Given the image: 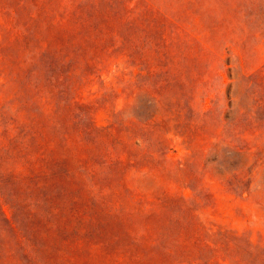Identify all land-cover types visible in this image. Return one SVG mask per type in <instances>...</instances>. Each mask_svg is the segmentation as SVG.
Listing matches in <instances>:
<instances>
[{
    "label": "rangeland",
    "instance_id": "1",
    "mask_svg": "<svg viewBox=\"0 0 264 264\" xmlns=\"http://www.w3.org/2000/svg\"><path fill=\"white\" fill-rule=\"evenodd\" d=\"M54 207L38 264H264V0H0L1 263Z\"/></svg>",
    "mask_w": 264,
    "mask_h": 264
},
{
    "label": "trees",
    "instance_id": "2",
    "mask_svg": "<svg viewBox=\"0 0 264 264\" xmlns=\"http://www.w3.org/2000/svg\"><path fill=\"white\" fill-rule=\"evenodd\" d=\"M65 14V9L60 12V15L63 16ZM53 20V21H51ZM49 20L47 18V25H46V30L49 26H59L61 25V18L54 20V17ZM56 35H61L64 39L63 41L58 44L56 42H53V38H56ZM83 40L84 37H82ZM59 41V40H58ZM57 41V42H58ZM66 41L68 42V48L66 45ZM70 49V50H68ZM44 53L47 58V62L52 64L54 67L62 68L66 67L68 70L64 72V69L62 72H60V75L62 77V84L64 87L62 88L63 91H65L66 87V81L68 80L69 77V72L71 74H74V72L77 70L78 66L76 63H79L81 60L79 57H81L82 54H86V50L83 46V44H80L78 40H75L73 36L69 33L67 34L66 32L60 34L59 30L55 31L52 36H47L45 38V47H44ZM91 54L87 57H84V62L86 64L89 63V61H92V58L95 57L94 52H90ZM76 64V65H74ZM73 104L75 107L78 108V115L80 113L81 106L84 105V102L81 101L80 98H77L73 100ZM46 216L48 219L45 221V224L43 226H39L36 223H31L27 226L28 232L23 230V227L17 225V224H12L9 223L7 227L12 233V243L14 246V250L16 252H20L21 256L24 258V263L23 264H38L40 256L38 254V248H37V242H41L44 250L47 252L49 256H51V253L53 252V249H59L60 246L58 242L54 238V234L51 237L50 242L47 239V233L50 232L52 229L51 224L49 223V219L54 218L55 216L57 217H62L64 218L63 223H58V227L60 231L64 235H67L69 233H77L79 231V226L81 225L82 221L77 219L76 211L73 207L69 209L68 214H64L61 209L59 208H53L50 210ZM83 226V225H81ZM39 240V241H38ZM0 264H3L0 262ZM19 264V262H18Z\"/></svg>",
    "mask_w": 264,
    "mask_h": 264
}]
</instances>
